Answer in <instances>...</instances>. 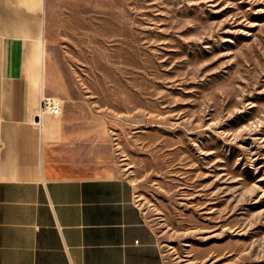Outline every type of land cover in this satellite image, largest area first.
I'll list each match as a JSON object with an SVG mask.
<instances>
[{
	"label": "rangeland",
	"instance_id": "obj_1",
	"mask_svg": "<svg viewBox=\"0 0 264 264\" xmlns=\"http://www.w3.org/2000/svg\"><path fill=\"white\" fill-rule=\"evenodd\" d=\"M77 173L134 184L166 264H264V0H46Z\"/></svg>",
	"mask_w": 264,
	"mask_h": 264
},
{
	"label": "crops",
	"instance_id": "obj_2",
	"mask_svg": "<svg viewBox=\"0 0 264 264\" xmlns=\"http://www.w3.org/2000/svg\"><path fill=\"white\" fill-rule=\"evenodd\" d=\"M45 7L0 0V264H166L134 184L77 173L66 104L39 117L44 97H64Z\"/></svg>",
	"mask_w": 264,
	"mask_h": 264
},
{
	"label": "built area",
	"instance_id": "obj_3",
	"mask_svg": "<svg viewBox=\"0 0 264 264\" xmlns=\"http://www.w3.org/2000/svg\"><path fill=\"white\" fill-rule=\"evenodd\" d=\"M44 114L60 116L62 114V111L59 101L55 98L44 97L42 99L39 117Z\"/></svg>",
	"mask_w": 264,
	"mask_h": 264
}]
</instances>
